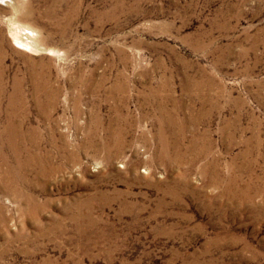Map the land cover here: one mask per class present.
<instances>
[{
  "label": "rangeland",
  "instance_id": "rangeland-1",
  "mask_svg": "<svg viewBox=\"0 0 264 264\" xmlns=\"http://www.w3.org/2000/svg\"><path fill=\"white\" fill-rule=\"evenodd\" d=\"M1 54L0 264H264V0H0Z\"/></svg>",
  "mask_w": 264,
  "mask_h": 264
},
{
  "label": "bare ground",
  "instance_id": "bare-ground-1",
  "mask_svg": "<svg viewBox=\"0 0 264 264\" xmlns=\"http://www.w3.org/2000/svg\"><path fill=\"white\" fill-rule=\"evenodd\" d=\"M13 28V27H12ZM12 31V30H11ZM12 35L14 36V39L22 46V47H25V48H28V49H33L34 44L32 41H29L27 39H25L23 36L20 35L18 29L16 28L13 32H11ZM31 40V39H30ZM31 51V50H30ZM2 54L0 55V88H3V79H4V71H5V67L3 65V62H2ZM32 76V82L34 83V88H36L40 83H43L44 82V74L42 72H39V73H36L34 72V69H33V73L31 74ZM20 91V88L19 86H15V89H14V94L18 95V93ZM16 95V96H17ZM20 97V96H19ZM14 102V99L13 97L10 98V105ZM10 123V122H9ZM8 124V123H7ZM4 127V126H3ZM1 128V127H0ZM10 129V128H9ZM3 132V131H2ZM1 132V133H2ZM5 132V131H4ZM8 132V131H7ZM14 135V134H13ZM1 136V135H0ZM1 138V137H0ZM7 138V137H6ZM9 139V137H8ZM13 139V138H12ZM7 140V139H6ZM5 142V141H4ZM6 173V172H5Z\"/></svg>",
  "mask_w": 264,
  "mask_h": 264
}]
</instances>
